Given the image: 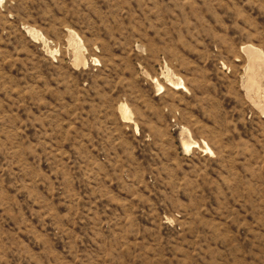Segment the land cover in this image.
I'll return each mask as SVG.
<instances>
[{
  "label": "rangeland",
  "instance_id": "obj_1",
  "mask_svg": "<svg viewBox=\"0 0 264 264\" xmlns=\"http://www.w3.org/2000/svg\"><path fill=\"white\" fill-rule=\"evenodd\" d=\"M0 264H264V0H0Z\"/></svg>",
  "mask_w": 264,
  "mask_h": 264
},
{
  "label": "bare ground",
  "instance_id": "obj_2",
  "mask_svg": "<svg viewBox=\"0 0 264 264\" xmlns=\"http://www.w3.org/2000/svg\"><path fill=\"white\" fill-rule=\"evenodd\" d=\"M125 109H126V108H124V107L121 106V109H120V110H121L122 112H124V111H126ZM120 110H119V111H120ZM122 112H121V113H122ZM184 146H185L186 148H188L190 145L187 144V143H184ZM205 148H206V147H205ZM206 149H208V147H207Z\"/></svg>",
  "mask_w": 264,
  "mask_h": 264
}]
</instances>
